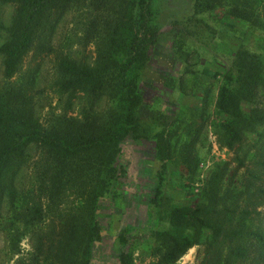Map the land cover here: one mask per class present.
<instances>
[{"label":"rangeland","instance_id":"1","mask_svg":"<svg viewBox=\"0 0 264 264\" xmlns=\"http://www.w3.org/2000/svg\"><path fill=\"white\" fill-rule=\"evenodd\" d=\"M235 1L240 4L242 0H217L207 10L196 7L191 0L158 3L162 20H166L157 30L150 61L138 76L142 101L135 116L148 136L164 129L171 146L163 166L162 192L152 201L157 172L162 169L156 157V142L129 136L117 160L126 173L116 178L98 204L102 238L92 246L88 264H118L117 236L124 225L131 226L127 251L132 264H151L156 260L155 234L168 228L172 207L200 205L212 173L225 172L222 188L238 185L258 171L256 162L264 161V124L252 133L243 132L242 142L230 150L223 144L220 128L226 115L215 108L224 75L241 65L239 53L259 54L264 46V0H246L252 11L250 22L227 14L228 4ZM120 4L121 0H83L64 9L59 5L48 8L35 27L29 51L10 79L3 75L4 57L0 54V92L11 84L26 86L33 113L43 125L56 115L78 117L88 102L81 93L70 98L61 89L58 61L66 57L92 65L108 39L104 26L116 15ZM16 15L15 3L0 1V45L10 38ZM253 107L264 109V86L259 87ZM39 152L35 144H29L23 162L5 173L15 192L13 204L7 187L1 184L0 264H37V229L45 233L47 224L58 223L54 214L46 215L39 224L32 221V204L50 205L38 190ZM244 152L248 155L245 164L237 167L236 156L242 157ZM259 184L254 180L255 187ZM63 202L62 208H74L78 199L70 194ZM258 210L262 218L264 208ZM205 239L202 236L201 243L188 249L174 264H201Z\"/></svg>","mask_w":264,"mask_h":264},{"label":"trees","instance_id":"2","mask_svg":"<svg viewBox=\"0 0 264 264\" xmlns=\"http://www.w3.org/2000/svg\"><path fill=\"white\" fill-rule=\"evenodd\" d=\"M0 1L13 2L17 7L10 38L0 45L3 75L10 79L29 51L44 12L55 5L64 9L83 0ZM160 1L167 4L164 0H121L116 15L104 26L108 39L92 65L66 57L58 61L61 89L70 98L81 93L88 102L78 117L56 115L43 125L33 113L26 86L11 84L0 92V187L5 184L13 204L15 192L5 173L20 165L25 148L35 144L40 149L38 190L50 205L32 204V221L39 224L48 214L58 220L57 224H47L45 233L38 229L35 233L37 264H88L92 246L102 238L98 204L116 178L126 173L117 160L129 136L156 142L162 169L157 172L152 201L161 195L163 166L171 146L164 129L148 136L135 116L142 101L138 76L148 65L157 30L166 20L160 15ZM191 1L207 10L217 0ZM237 2L228 4L227 14L250 22L252 11L247 1ZM237 57L241 65L224 75L215 100L216 110L226 115L220 128L223 144L230 150L242 142L243 132L252 133L264 124V109L253 107L259 87L264 86V46L262 53L243 51ZM247 157L246 152L236 156L237 167L244 166ZM255 165L258 171L250 174L249 181L223 188L225 172L212 173L200 205L172 207L168 228L155 234L156 260L151 264H174L188 249L200 244L202 236L206 239L201 264H264V216L260 218L258 210L264 208V161ZM254 180L260 182L259 186L255 187ZM70 194L77 197L76 206L62 208ZM130 232V225L118 232V264H132L127 251Z\"/></svg>","mask_w":264,"mask_h":264}]
</instances>
